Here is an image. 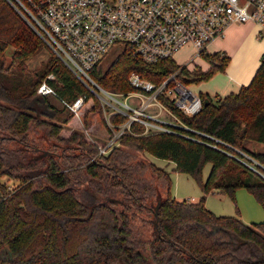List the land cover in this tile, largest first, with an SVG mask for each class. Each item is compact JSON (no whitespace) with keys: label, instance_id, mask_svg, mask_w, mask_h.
<instances>
[{"label":"trees","instance_id":"trees-1","mask_svg":"<svg viewBox=\"0 0 264 264\" xmlns=\"http://www.w3.org/2000/svg\"><path fill=\"white\" fill-rule=\"evenodd\" d=\"M8 48L14 49L10 61ZM44 48L0 0V264H264V222L248 225L205 205L210 193L234 200L244 188L264 206V153L246 147L264 144V55L238 93L220 99L200 93L197 115H183L169 104L184 125L208 137L144 136L143 127L133 125L137 136H122L117 147L100 155L103 143L67 129L75 117L63 104L84 95L93 99L83 109L85 127L92 112L102 120L98 101L51 54L31 70L28 61ZM204 59L206 71L182 69L184 84L208 81L230 63L220 53ZM101 61L90 75L116 93L132 90V73L160 84L180 69L173 59L148 64L127 50L106 68ZM50 74L55 95L42 96L37 89ZM144 153L194 177L203 197L196 203L173 198L169 172ZM206 164L211 170L202 181Z\"/></svg>","mask_w":264,"mask_h":264},{"label":"built area","instance_id":"built-area-1","mask_svg":"<svg viewBox=\"0 0 264 264\" xmlns=\"http://www.w3.org/2000/svg\"><path fill=\"white\" fill-rule=\"evenodd\" d=\"M4 1L100 103L109 135L98 145L100 155L117 147L122 136H137L133 125L142 126L144 136L173 134L195 140L187 133L203 135L184 125L170 107L186 116L201 111L199 94L181 79L182 69L190 70L177 64L180 69L160 84L132 73L128 78L132 90L108 91L90 74L111 48L122 46V51L148 64L174 60L182 49L191 48L194 60L209 54L210 46L225 38L233 26L255 24L264 29V0ZM53 79V74L48 75L37 93L55 95L48 83ZM89 103L85 95L72 103L63 102L74 117L82 116ZM118 117L124 118L120 124L113 121ZM85 133L90 134L88 130Z\"/></svg>","mask_w":264,"mask_h":264},{"label":"rangeland","instance_id":"rangeland-1","mask_svg":"<svg viewBox=\"0 0 264 264\" xmlns=\"http://www.w3.org/2000/svg\"><path fill=\"white\" fill-rule=\"evenodd\" d=\"M255 25V24H253ZM258 26V25H257ZM260 27V26H259ZM233 37H228V32H226L227 39L217 40L214 42L207 53L214 54L216 51L224 50L228 57H232L231 54H235L236 52H242L244 50H249L250 48H259V46L263 47L264 44V29L258 28L255 34L250 33L251 27L248 25L235 26ZM232 31V30H231ZM13 48H8L6 51V57L10 61L11 55L13 53ZM122 51V46H115L110 49L107 56H105L101 64L104 68H106L111 60ZM53 55L51 50L46 46L40 54L31 58L27 65L31 70L38 69L41 63L45 62L49 55ZM194 54V51L191 48H184L178 54L174 56V61L180 65L185 66L188 70L192 71L194 69H200L202 71H206L208 69V63L204 59V56L197 57L192 60L191 57ZM54 56V55H53ZM219 74V73H218ZM216 74L214 77L209 79L208 81H203L200 83H196L190 86V88L195 93H203L208 94L209 96L220 99L222 96H215V90L217 89L220 82L223 81L221 74ZM93 99H90L89 105L86 107V112L93 105ZM92 102V104H91ZM59 106V103H56ZM100 106V103H99ZM101 109V106H100ZM84 113L83 117L85 116ZM82 114V112H81ZM83 117L75 116V120L72 125H68L67 129L84 131L85 137L94 141V143H105L108 139L109 135L106 130V126L100 118V114L98 112H92L91 115L88 116V123L84 127ZM90 132V134L86 135V131ZM254 143V142H252ZM251 144V142H250ZM261 145V144H260ZM264 146V145H263ZM144 155L149 161L155 164L157 167L165 169L170 174L171 178V195L173 198L178 201H189L194 202L195 199H200L203 197V193L201 187L197 180L185 173H181L175 170V164L168 162L163 159L155 158L147 153L141 154ZM248 159V158H247ZM254 165H256L255 161H252ZM211 165L206 164L202 169V181H205L210 174ZM2 180L6 181V178ZM10 187L14 188L16 183L9 181ZM160 199L163 197L161 193H159ZM194 199V200H193ZM205 205L207 209L214 212L219 216H231L238 217L244 223L251 225L256 223L264 222V206L260 204L255 197L250 194L246 189L242 188L236 191L235 199L233 200L229 195L223 193H210L205 196Z\"/></svg>","mask_w":264,"mask_h":264},{"label":"crops","instance_id":"crops-1","mask_svg":"<svg viewBox=\"0 0 264 264\" xmlns=\"http://www.w3.org/2000/svg\"><path fill=\"white\" fill-rule=\"evenodd\" d=\"M249 26L252 29L250 33L253 34H255L256 31H258V28H261L253 24H249ZM234 27L235 26L231 27L230 31L227 34L228 37L230 38L233 37L234 35V29H233ZM227 35L225 36L226 39H227ZM244 48L242 52H236L235 54H231L232 57L230 58V63L228 64L226 70L224 72H219V74L222 75L221 77L223 81L220 82L217 89L215 90V94H216L215 96L225 97L231 93H238L242 87L248 86L252 81V78L254 77L260 65L261 57L264 55V44L263 47L259 46L257 50L255 48L244 50ZM224 50H219L218 52L216 51L215 53L227 55L226 52H224ZM263 145L264 144L260 145L259 143H255V142L254 143L251 142L250 144V142H248L246 144V147L252 152L264 153ZM199 200L195 199L194 203L198 202Z\"/></svg>","mask_w":264,"mask_h":264}]
</instances>
